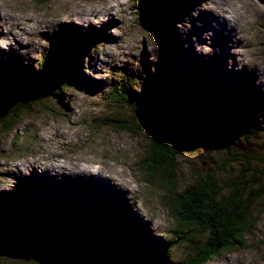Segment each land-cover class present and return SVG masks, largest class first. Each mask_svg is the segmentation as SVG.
Here are the masks:
<instances>
[{
  "label": "rangeland",
  "instance_id": "374dc122",
  "mask_svg": "<svg viewBox=\"0 0 264 264\" xmlns=\"http://www.w3.org/2000/svg\"><path fill=\"white\" fill-rule=\"evenodd\" d=\"M172 2L175 4L171 6V21L163 29V45L141 28L140 2L136 0L0 2V42L8 49L0 47V74L17 68L37 71L45 53L50 56L55 48L52 45L64 46L62 42L73 45L76 53H84L80 72L69 74L68 91L59 99L42 100V105L20 119L13 132L0 130V202L10 208H24L23 226L35 222L46 229L54 224L59 230H69L71 225L78 227L90 217L115 208L121 211L122 218L110 230L118 239L125 235L131 239L124 243L113 235L105 251H114L115 243L122 248L131 246L132 255L140 252V262L148 264L158 250L169 247L167 264H176L187 255L189 243L180 235L175 212L169 206L171 199L182 194L197 171L214 169L217 160L220 163L232 153L246 152L252 158L264 159V112L226 124H217L211 118L214 114L232 116L237 104L264 100V0ZM214 2L230 5L239 18L233 19L234 23L240 25L235 26L226 15L228 26ZM250 4L258 10L254 11ZM231 25L237 29L236 38ZM166 46L172 48L177 77L195 83V89L181 92L196 96L200 88L207 95L199 107L188 102L190 111L181 117L191 121L179 143L184 152L176 157L172 190L159 185L157 177L150 182L142 169L148 138L142 133L120 132L106 124L110 118L116 120L118 112L119 120H129L130 116L126 115L127 107L118 105L117 109L109 99L111 84L119 90L128 86L133 95L142 92L146 67L154 83L163 88L168 68ZM2 78L0 90L8 87ZM242 91L244 96L238 99L230 95L225 101L213 99L214 93ZM236 122H241V128L233 125ZM244 165L230 164L219 174L221 181L234 178ZM250 165L252 170L264 172V163L251 160ZM84 166L97 169L105 178L76 173L75 168ZM60 168L68 171L58 174ZM255 176L264 183V173ZM263 205L264 197L251 208L256 225L245 237L244 246L206 264H264ZM64 206L70 212L59 216ZM199 234H194L196 245L207 239ZM58 242L47 232L37 236L35 243L41 250L38 254L52 255L55 264L69 263L71 243L67 238L61 246ZM56 252L62 256L57 258ZM91 253L90 264H115L121 259L119 254L113 260L103 252ZM6 255L10 257L11 253ZM21 261L4 258L1 264H24Z\"/></svg>",
  "mask_w": 264,
  "mask_h": 264
},
{
  "label": "trees",
  "instance_id": "16d2710c",
  "mask_svg": "<svg viewBox=\"0 0 264 264\" xmlns=\"http://www.w3.org/2000/svg\"><path fill=\"white\" fill-rule=\"evenodd\" d=\"M138 4V14L140 26L149 31L150 36L164 44L163 29L171 21V9L174 6L172 0H136ZM158 2V4L155 3ZM172 6V8H171ZM63 45H52L53 53L42 57L38 63L39 69L35 72L25 71L17 68L7 74H0V78L8 84L7 88L0 90V130L4 133L13 132L22 117L29 116L32 111L42 105V100H56L61 94L70 89V73L79 71L81 59L84 53H76L75 48L69 42H62ZM166 84L163 88L154 83L151 78L150 69L144 67L142 77L144 89L135 93L127 90L124 86L119 90L116 84H111L108 94L112 103L128 108L126 115L129 120H119L116 113V120H106L108 125H112L120 132L129 134L143 133V126L154 125L166 115L186 117L190 111L188 102L199 107L201 100L206 98V92H200L196 96H189L182 93V90L195 89V83H187L177 77L178 71L174 64L172 48L166 46ZM172 61V67L169 63ZM174 65V66H173ZM80 72V71H79ZM131 80V79H130ZM126 85V84H125ZM114 90V91H113ZM227 95L238 99L244 96V91L240 93L229 92L228 94L214 93L213 99L225 101ZM42 97V98H40ZM44 98V99H43ZM54 102V101H52ZM264 112V100L247 102L243 105H236V109L231 115L221 116L214 114V122L226 124L232 119L241 120L245 116L253 117ZM190 115V113H189ZM210 118V117H206ZM105 124V125H106ZM241 128V122L233 124ZM154 135V134H153ZM147 138V137H146ZM169 141L162 135L148 138V147L145 149L146 157L143 158L142 169L147 172L150 182L155 180L159 185L168 186L172 190L176 180L174 169L176 157L180 152L169 145ZM264 163V159H255L247 156L246 152L232 153L230 158L217 160L215 168L209 167L204 172L197 171L193 182L186 187L182 194L171 199L169 206L175 212L176 221L181 228L182 239L189 243V251L182 262L176 264H206L218 255L230 254L245 244V237L248 236L256 225L254 219L255 211L252 206L257 200L264 197V183L257 175L262 174L258 168L252 170L250 161ZM244 162L243 168H239L237 175L228 181H221L219 174L226 170L230 164ZM243 165V164H242ZM171 192V191H170ZM6 203L0 202V251L2 249L14 250L22 249L35 251L38 244L37 236L48 233L52 235L62 245L65 238L69 240L72 247V258L70 264H90L88 256L91 251L103 252L105 257L115 260L119 254V259L115 264H143L139 260L140 252L132 255L131 246L122 248L120 244L114 246V251H105L106 244L112 243L114 235L110 230L122 218L121 211L106 210L103 214L94 215L86 223H81L76 227L71 225L69 230H59L56 225L51 224L49 229L32 225H22L21 217H24V208H10ZM264 209V205H263ZM70 210L64 206L59 216H66ZM75 220H77L75 218ZM74 221V220H72ZM111 224V225H110ZM62 227V226H60ZM206 236L207 239L201 245H196L197 237L194 234ZM103 234H106L107 236ZM203 234V235H202ZM7 237V238H5ZM127 235L119 238L126 243ZM115 240H119L114 235ZM105 241V242H104ZM107 242V243H106ZM70 247V248H71ZM74 248V249H73ZM48 249H51L50 247ZM62 249V248H61ZM108 250V249H107ZM169 247H164L156 252V258L148 264H167ZM58 253V254H57ZM58 258L61 252H56ZM4 260L0 258L1 261ZM108 261V260H107ZM109 262V261H108ZM107 264V262H104ZM110 264V263H108Z\"/></svg>",
  "mask_w": 264,
  "mask_h": 264
},
{
  "label": "water",
  "instance_id": "95a60500",
  "mask_svg": "<svg viewBox=\"0 0 264 264\" xmlns=\"http://www.w3.org/2000/svg\"><path fill=\"white\" fill-rule=\"evenodd\" d=\"M139 7L140 6H138V9ZM143 30L149 33L148 30H145V29ZM158 44L163 45L161 41H158ZM190 121H191L190 118L183 119L175 115H166L162 117L160 120H158L157 122H155L154 125L143 126V133L147 138L151 140H154V137L158 135L164 136L170 142L169 145L173 146L180 152L177 155H182V152L184 151L180 148L179 143L181 141L182 135L186 133ZM19 250L20 249H17V250L14 249V250L7 251V249H2L0 251V258L2 259L12 258L15 260H22L21 263H24V264H26L25 262H29L31 260L39 261L40 262L39 264H51V263L55 264L56 259H54L52 255L47 254V253L38 254L39 252H41V250L39 249H36L35 251H30V250H25V249H22L21 251ZM6 252L8 254L11 253L10 255L11 258L8 257V255H6ZM49 255L51 256L50 258H48ZM66 264H70V263H66Z\"/></svg>",
  "mask_w": 264,
  "mask_h": 264
},
{
  "label": "bare ground",
  "instance_id": "6f19581e",
  "mask_svg": "<svg viewBox=\"0 0 264 264\" xmlns=\"http://www.w3.org/2000/svg\"><path fill=\"white\" fill-rule=\"evenodd\" d=\"M251 8L256 11L258 10V7H254L253 5H251ZM174 8V7H173ZM214 8L217 9L218 13L225 19V21L227 22L228 26H229V22L230 20L227 18L226 15H229L231 17V19H235L236 21L239 19L238 17L235 16V12L232 10V8L230 7V5H228L227 3H215L214 2ZM251 9V10H252ZM199 19H203L202 16L199 17ZM204 20V19H203ZM233 24L234 23V20H233ZM240 24H235V26H239ZM230 27L233 28V31H232V35H233V38H236L235 37V34H237V29L233 27V25H231ZM236 31V32H235ZM220 57V56H219ZM220 65H223V64H220ZM211 67H214V63L212 65V62H211ZM46 134V133H45ZM60 140V139H59ZM99 169V168H98ZM68 171L66 168H60L59 171H58V174H60L61 172H66ZM75 171L76 173H80L82 175H89V176H93V177H96L98 179H103L105 177H102L99 172L97 171V169H94L92 167H77L75 168ZM101 171V170H100ZM102 173V172H101ZM147 227H151L153 224H145Z\"/></svg>",
  "mask_w": 264,
  "mask_h": 264
},
{
  "label": "clouds",
  "instance_id": "9594fccd",
  "mask_svg": "<svg viewBox=\"0 0 264 264\" xmlns=\"http://www.w3.org/2000/svg\"><path fill=\"white\" fill-rule=\"evenodd\" d=\"M0 2H2V0H0ZM0 47H5V51L8 50L7 47H6V45L3 44V42H0Z\"/></svg>",
  "mask_w": 264,
  "mask_h": 264
}]
</instances>
